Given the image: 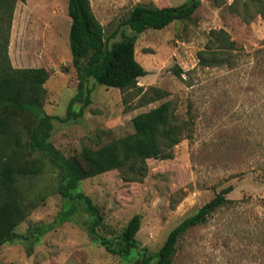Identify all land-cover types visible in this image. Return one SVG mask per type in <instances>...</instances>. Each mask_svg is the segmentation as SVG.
I'll use <instances>...</instances> for the list:
<instances>
[{"label":"rangeland","instance_id":"rangeland-1","mask_svg":"<svg viewBox=\"0 0 264 264\" xmlns=\"http://www.w3.org/2000/svg\"><path fill=\"white\" fill-rule=\"evenodd\" d=\"M89 1L108 33L136 3L163 6L188 0ZM232 1L200 0L189 19L137 35L135 58L146 70L137 85L147 90L146 98L154 94L148 91L152 86L164 97L142 104L137 89L121 92L90 79L91 101L82 115L53 120L51 141L74 155L83 146L97 148L131 133L136 114L169 101L181 119L191 122L190 136L174 146L173 156L147 159V174L140 181H126L116 169L82 180L76 191L88 195L101 214L94 231V217L80 202L61 197L49 174L35 176L29 194L32 209L15 229L20 237L0 246V264H126L105 249L101 237L119 243L127 222L139 214L136 240L154 253L175 225L228 186L226 197L235 203L188 229L174 264H264V17L244 22L229 10ZM69 26L68 0L18 1L8 46L14 67L50 71L38 90L45 94V112L62 118L77 91ZM218 28L236 42L232 68L198 64L197 51L209 30ZM80 106L76 103L74 109ZM72 204L73 213L61 221ZM37 226L48 228L35 238L31 233Z\"/></svg>","mask_w":264,"mask_h":264},{"label":"trees","instance_id":"trees-1","mask_svg":"<svg viewBox=\"0 0 264 264\" xmlns=\"http://www.w3.org/2000/svg\"><path fill=\"white\" fill-rule=\"evenodd\" d=\"M24 0H0V246L15 238L18 224L31 211V180L41 173L49 174L52 187L70 202H80L94 219V231L101 224V214L91 198L76 191L78 184L91 176L119 170L124 180L140 181L147 174V159H167L181 139L190 136L191 122L181 119L169 101L160 103L132 118L133 131L113 138L97 148L83 146L74 155H67L51 141L53 120L74 119L82 115L90 103L89 80L121 92L137 89L142 104L164 97L163 91L146 98L138 78L146 74L135 58V43L139 33L148 28L163 29L176 20L189 19L200 5V0H188L179 5L136 3L128 16L106 33L95 17L89 0H68L70 26L68 33L72 64L76 71L77 91L69 99L65 117L45 112L38 89L50 75L45 67H14L8 54L10 30L15 5ZM229 10L244 22L255 16L264 17V0H233ZM252 8V11H251ZM131 30L127 34L123 28ZM120 35L121 38L112 41ZM236 42L223 28L210 29L204 47L197 51L202 67L235 65ZM175 72L178 76L180 69ZM80 103L79 110L74 105ZM228 186L216 193L195 213L184 217L167 234L159 249L151 253L140 246L136 233L140 228V215L134 214L121 233L119 243L101 237L108 252L120 256L126 264H174L181 237L191 227L206 223L218 209L235 203L226 197ZM74 204V203H73ZM62 213L61 221L74 211V206ZM48 227L37 226L31 236H41ZM25 238V237H24Z\"/></svg>","mask_w":264,"mask_h":264}]
</instances>
